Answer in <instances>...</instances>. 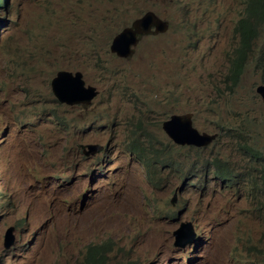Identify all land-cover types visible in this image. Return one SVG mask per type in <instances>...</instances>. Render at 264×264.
Listing matches in <instances>:
<instances>
[{
  "label": "rangeland",
  "instance_id": "rangeland-1",
  "mask_svg": "<svg viewBox=\"0 0 264 264\" xmlns=\"http://www.w3.org/2000/svg\"><path fill=\"white\" fill-rule=\"evenodd\" d=\"M247 1L6 0L0 264H264V194L249 185L264 188V23L238 84L228 79ZM149 11L167 32L118 58L113 39ZM60 71L81 72L98 96L61 104L51 84ZM173 115L216 139L177 145L163 128ZM209 163L232 167V183L211 179ZM182 223L193 230L177 241Z\"/></svg>",
  "mask_w": 264,
  "mask_h": 264
},
{
  "label": "water",
  "instance_id": "water-1",
  "mask_svg": "<svg viewBox=\"0 0 264 264\" xmlns=\"http://www.w3.org/2000/svg\"><path fill=\"white\" fill-rule=\"evenodd\" d=\"M167 30V22L162 20L156 13L149 11L134 21L131 27L123 29L113 39L110 50L120 59H129L143 37L163 34ZM51 84L53 94L57 100L68 106L91 104L99 94L96 88L86 86L81 72L74 74L69 71H60ZM257 92L264 98V85L259 86ZM163 128L169 138L177 145L206 147L216 139L215 135L200 133L193 126L190 115H173L170 120L164 122ZM98 149L97 146L89 147L92 154ZM13 231L14 229L10 228L5 234L4 246L6 248H10L14 243ZM180 234L181 231L175 232L177 238Z\"/></svg>",
  "mask_w": 264,
  "mask_h": 264
},
{
  "label": "trees",
  "instance_id": "trees-1",
  "mask_svg": "<svg viewBox=\"0 0 264 264\" xmlns=\"http://www.w3.org/2000/svg\"><path fill=\"white\" fill-rule=\"evenodd\" d=\"M6 6V0H0V9L2 5ZM246 17L242 18L238 24V32L241 37L240 47L237 49V58L234 60L233 66L230 71V76L228 79L232 81L233 86L238 84V81L242 75V71L244 69L245 61L247 58V51L250 50L252 46V41L254 40L257 29L260 25L264 23V0H248L246 2ZM246 136L238 135L237 138L244 140ZM242 143L240 142V145ZM132 153L137 154L139 157L143 158L144 152L143 148L139 146L137 141H131ZM241 149L245 154L251 155L252 160H260L262 155L260 151L255 149L248 144L241 145ZM225 169V168H224ZM223 176L228 177V174H224ZM264 179V178H263ZM249 185L252 189V192L255 190L261 191L264 194V188H259V184L256 182H249ZM1 193V192H0ZM258 195V193H256ZM262 198L264 197L261 196ZM2 210V204L0 203V211ZM259 211L264 210V204L259 205Z\"/></svg>",
  "mask_w": 264,
  "mask_h": 264
},
{
  "label": "clouds",
  "instance_id": "clouds-1",
  "mask_svg": "<svg viewBox=\"0 0 264 264\" xmlns=\"http://www.w3.org/2000/svg\"><path fill=\"white\" fill-rule=\"evenodd\" d=\"M207 168L208 169H210L211 171H212V174L211 175H213L212 177H210L211 179H214V180H225L224 181V183H227V184H231L232 183V181H233V177L231 176V172H232V167H227V166H223V165H221V164H219V163H209L208 164V166H207ZM225 168V169H224ZM228 174L229 176L228 177H226V176H223L224 174ZM260 199H262V197L260 198ZM261 204H264V203H260L259 205H261ZM258 209H259V207H258ZM257 209V210H258ZM259 211V210H258ZM260 212V214H262V215H264V210H261V211H259ZM11 228H13V227H11ZM10 229V228H9ZM8 229V230H9ZM14 229V228H13ZM186 229H191V230H193V226H192V224L191 223H182L181 224V226H180V228L178 229V230H176L175 232H177V231H181V234H180V236H179V238H177L176 236H175V232H174V237L176 238V240L177 241H179V240H181L182 239V237H183V235H184V232H185V230ZM7 230V231H8ZM6 231V232H7ZM14 232H15V229H14V231H13V236H14V242H15V235H14ZM6 234V233H5ZM194 236V237H193ZM4 238H5V236H4ZM195 238V233H193L192 234V239H194ZM13 245H14V243L12 244V246L10 247V248H6L5 246H4V248L5 249H11L12 247H13ZM176 246H180V244L177 242L176 243ZM91 253V252H90ZM103 255H101L100 257H98L96 254H90V258L94 261V263H96V262H99L101 259H103ZM190 257V256H189ZM189 259V258H188ZM187 259V260H188Z\"/></svg>",
  "mask_w": 264,
  "mask_h": 264
}]
</instances>
